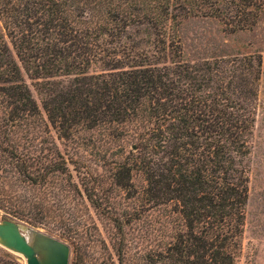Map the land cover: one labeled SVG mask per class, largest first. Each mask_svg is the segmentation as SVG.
I'll list each match as a JSON object with an SVG mask.
<instances>
[{
    "label": "trees",
    "instance_id": "trees-1",
    "mask_svg": "<svg viewBox=\"0 0 264 264\" xmlns=\"http://www.w3.org/2000/svg\"><path fill=\"white\" fill-rule=\"evenodd\" d=\"M108 1L0 0V218L83 243L80 226L64 221L63 213L100 210L103 187L80 180V174H92L81 173L87 167L67 158L62 140L82 122L94 128L110 116L112 122L129 117L146 194L176 202L185 221V233L167 251L185 264H237L262 57L174 61L183 56L171 42L177 17L168 14L163 28H153L166 62L139 63L125 46L113 47L112 38L123 30L117 27L133 16ZM156 2L157 10L188 8L216 19L230 33L255 28L264 12V0ZM94 65L100 74L91 73ZM107 72L113 80L106 81L112 76ZM63 79L68 81H58ZM28 81L41 87L39 100ZM39 118L64 133L52 148L34 138ZM116 168L118 175L129 173L127 162ZM0 264L21 263L0 248Z\"/></svg>",
    "mask_w": 264,
    "mask_h": 264
},
{
    "label": "rangeland",
    "instance_id": "rangeland-1",
    "mask_svg": "<svg viewBox=\"0 0 264 264\" xmlns=\"http://www.w3.org/2000/svg\"><path fill=\"white\" fill-rule=\"evenodd\" d=\"M108 2L112 3L114 9L119 5L125 7L124 12L133 16L126 24L127 28L124 23L117 27L123 30L115 33L112 40L116 50L122 51L123 48L119 46H125V52L136 57L139 63L157 67V64L166 62L161 53L162 44L154 35L153 28H163L168 14L170 18L177 17L171 24V42L174 41L176 47L180 46L183 56L174 57V61L183 59L200 63L244 55L262 57L258 115L252 139L249 203L237 264H264V12L255 28L230 33L220 21L196 16L188 8L157 10L156 0ZM138 15L141 18L135 17ZM145 17H149V24ZM100 70L99 65H94L91 73L100 74ZM108 74L112 76L106 81L113 80L112 72ZM28 83L39 100L38 89L41 87H37L36 82ZM44 118H39L35 123L37 133L34 138L46 142L47 148H52L54 140L64 133L47 128ZM112 120L111 116L107 117L94 128L91 122H82L74 126L70 139L63 138L67 158L87 167L81 173L92 174L90 179L80 174V180H91L103 187L98 193L101 209L78 207V210L69 211L67 208L63 213L64 221L70 219L80 226L77 231L85 239L80 245L59 234L53 236L70 245V264H185L184 258L172 256L167 251L176 243L177 237L186 231L177 203L158 200L146 194L147 178L142 173L143 165L136 163V146L132 144L134 124L129 117L126 122ZM120 161L128 163L129 173L121 171L117 174L116 164ZM0 248L14 254L21 264H27L23 256L2 246Z\"/></svg>",
    "mask_w": 264,
    "mask_h": 264
},
{
    "label": "water",
    "instance_id": "water-1",
    "mask_svg": "<svg viewBox=\"0 0 264 264\" xmlns=\"http://www.w3.org/2000/svg\"><path fill=\"white\" fill-rule=\"evenodd\" d=\"M0 246L27 264H70L71 247L63 240L15 219L0 220Z\"/></svg>",
    "mask_w": 264,
    "mask_h": 264
}]
</instances>
